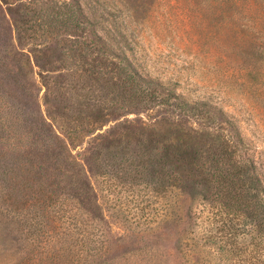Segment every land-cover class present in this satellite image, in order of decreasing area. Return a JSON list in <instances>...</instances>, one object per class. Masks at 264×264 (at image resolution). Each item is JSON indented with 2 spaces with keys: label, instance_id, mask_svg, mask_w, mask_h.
I'll use <instances>...</instances> for the list:
<instances>
[{
  "label": "trees",
  "instance_id": "1",
  "mask_svg": "<svg viewBox=\"0 0 264 264\" xmlns=\"http://www.w3.org/2000/svg\"><path fill=\"white\" fill-rule=\"evenodd\" d=\"M1 2L21 7L0 16L4 214L31 232L27 242L53 249L17 264L82 259L70 249H86L85 228L93 234L100 221L96 178L132 188L155 182L160 196L175 189L178 236L197 215L184 219V197L199 200L220 229L236 220L248 232L242 242L232 230L220 249H264V179L222 108L143 73L82 0ZM252 51L264 53V44Z\"/></svg>",
  "mask_w": 264,
  "mask_h": 264
},
{
  "label": "rangeland",
  "instance_id": "2",
  "mask_svg": "<svg viewBox=\"0 0 264 264\" xmlns=\"http://www.w3.org/2000/svg\"><path fill=\"white\" fill-rule=\"evenodd\" d=\"M82 3L99 31L105 36L109 31L108 39L126 46L143 73L178 94L222 108L237 124L247 153L264 179V53L252 51L264 44V0ZM19 8L18 3L0 0L4 20L9 19V11ZM249 64L252 69L254 64V70H243ZM94 181L102 205L97 214L100 221L93 234L85 228L86 249H70L83 255L82 259L73 257L74 264H264V249H220L232 230L242 242L248 232L236 220H229L224 230L220 229L219 219L199 200H178L184 219L188 211L197 213L195 224H189L187 233L178 236L175 189L160 196L154 190L155 182L143 181L132 188L110 178ZM1 194L0 264H17L25 253L38 258V253L53 250L38 248L29 239L27 242L31 232L4 214L7 205ZM101 228L108 229L107 236Z\"/></svg>",
  "mask_w": 264,
  "mask_h": 264
}]
</instances>
